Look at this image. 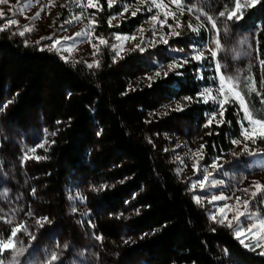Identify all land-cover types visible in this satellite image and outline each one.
Returning <instances> with one entry per match:
<instances>
[{
  "label": "trees",
  "instance_id": "obj_1",
  "mask_svg": "<svg viewBox=\"0 0 264 264\" xmlns=\"http://www.w3.org/2000/svg\"><path fill=\"white\" fill-rule=\"evenodd\" d=\"M95 1L98 8L90 16L98 37L130 34L150 15L143 5L112 27L109 20L122 12L121 2L110 6L107 0ZM228 5L242 15L230 20L234 28L256 31L257 81L243 75L240 91L252 117L264 122V0L254 6L228 0ZM134 65L114 64L103 56L98 67L88 69L0 32V85L11 95L10 119L23 125L38 112L50 133L35 174L52 197L59 221H64L66 185L85 176L97 189L91 200L92 222L101 236L96 264H264L262 248L253 247L255 239L242 244V238L208 224L173 173L165 140H158L169 123L183 122L201 130V151L215 159L230 155L233 141L241 139L246 124L235 99L222 92L221 114L201 96L217 84L212 57L189 58L136 87ZM164 101L186 107L171 111L167 121H156L150 113ZM131 207L137 209L131 221L138 235L123 241L119 230Z\"/></svg>",
  "mask_w": 264,
  "mask_h": 264
},
{
  "label": "rangeland",
  "instance_id": "obj_2",
  "mask_svg": "<svg viewBox=\"0 0 264 264\" xmlns=\"http://www.w3.org/2000/svg\"><path fill=\"white\" fill-rule=\"evenodd\" d=\"M107 1L110 6L118 2L123 6L121 13L110 18L109 26L112 27L119 25L124 14L133 15L143 5L150 15L130 34L98 37L94 29L96 23L90 16V10L98 8L95 0H91L92 6H89V0H32V6L22 12L17 9L23 7L27 0H9L8 4L0 5L4 12V17L0 18V32L88 69L98 67L103 56H108L114 64L134 62L133 87L154 81L158 77L157 72L162 75L175 70L189 58L200 61L211 56L217 84L207 87L210 91L205 94L203 90L201 96L218 108L223 103V91L235 99L246 124L241 130L240 143L233 144L227 157L208 159L200 147L201 130L183 122L169 123L158 140H165L173 173L202 210L208 224L236 236L233 229L240 221L244 230L240 238L259 240L264 256V136L260 135L259 125L250 126L245 119V108L251 113L240 91L243 75L257 81L256 31L244 33L233 27L227 19L232 13L228 0H137L136 5L124 4L120 0ZM246 1L252 5V0ZM222 11L224 16H220ZM9 19H15L16 23H8ZM21 31L24 35L19 34ZM77 33L86 35L77 36ZM164 39L167 43L163 42ZM217 39L219 48L216 47ZM101 40L106 43H101ZM137 45L144 50L141 51ZM194 48L198 50L196 55L200 56L199 59L193 55ZM213 51L216 52L215 57ZM170 65L175 66L170 69ZM221 77H224L223 82ZM11 103L9 91L0 85V106L6 105L0 107V240L6 242L11 238V231L24 224L28 232H18L14 240V243L19 241L17 248H24L16 264H96L101 242L91 213L96 186L85 176L70 179L64 191V221L60 222L58 210L51 207L55 205L52 197L43 191L45 187L39 182L41 177L35 174L49 139V130L38 112L33 113L25 124H14L9 116ZM185 107L183 102L164 101L150 113V117L156 121H167L171 111L178 112L181 111L178 108L183 110ZM244 129L249 130L255 143L245 139L242 135ZM245 144L247 151L244 150ZM214 161L222 167L214 170L210 167ZM206 167L211 175L201 190L199 182L206 174ZM212 181L222 183L213 186ZM213 196L226 199L213 201ZM219 208H225L223 214ZM136 211L131 207L124 216L119 230L123 241H130L138 235L131 221ZM245 213L251 214V220L246 219ZM42 217H48L51 222L40 227L36 220ZM221 218L223 223L219 222ZM29 233L36 238L33 240ZM53 252L57 255L55 261L50 256ZM3 253L6 262L15 255L12 249Z\"/></svg>",
  "mask_w": 264,
  "mask_h": 264
},
{
  "label": "snow or ice",
  "instance_id": "obj_3",
  "mask_svg": "<svg viewBox=\"0 0 264 264\" xmlns=\"http://www.w3.org/2000/svg\"><path fill=\"white\" fill-rule=\"evenodd\" d=\"M259 2H260V0H252V6H254L256 3H259ZM8 3H9V0H0V5H4V4H8ZM31 6H32V0H27V2L23 5V7H20L17 10L22 12L24 10V8H29ZM89 6H92L91 5V0H89ZM237 7H239V5H237ZM133 15H135V13H133ZM224 15H225V13L223 11L220 12V16H224ZM38 16H39V13H37V17ZM234 16H235V18L237 20H239V19L242 18V15H236L235 12H232V13H229L228 14L227 19L228 20H231V19H233ZM3 17H4V12L2 10H0V18H3ZM35 18L36 17H33V19H35ZM77 19H78V17H77ZM209 19L211 20V17H209ZM8 23L15 24L16 21H15V19H9ZM212 26H213V28H215V23L214 22H213V25ZM24 27H25V30H26L27 29V25H25ZM189 27H191V25H189ZM193 30L195 31V29H193ZM19 34L20 35H24V31H21ZM173 34L174 35H179V33H173ZM76 35L77 36H84L86 34L85 33H77ZM117 39H119V37H117ZM125 39H127V37H125ZM132 39H134V37H132ZM161 39H163V38H161ZM163 42L164 43H167V40L164 39ZM101 43H106V41L101 40ZM219 46H220L219 40L217 39V41H216V47L219 48ZM137 48H139L141 51L144 50L143 48L140 47V45H137ZM197 51L198 50L194 48L193 49V55L195 56L196 59H199L200 56L199 55H196ZM117 55H119L118 52H117ZM212 55L215 57L216 56V52L213 51L212 52ZM174 66L175 65H170L169 68L171 69ZM88 67L91 68L92 65L89 64ZM216 67H217V69H219V67H220L219 64H217ZM156 75L159 76L160 75V72H157ZM165 75H167V73H165ZM149 79H151V78H149ZM223 80H224V77H221V82H223ZM222 87H223V83L221 84V88ZM209 91H210L209 89H204V93L205 94H207ZM185 99L186 100H190L191 98L190 97H186ZM205 102H207V101L205 100ZM241 104L243 105V101L242 100H241ZM5 106H0V107H5ZM178 110H182V109H179L178 108ZM218 111H220L221 114L223 113V103L222 102H221V106L218 109ZM214 115L215 114L213 113V114H211L209 116V119H208L207 123L205 124V127H207V126H209L211 124L212 119L214 118ZM245 119L248 120L250 126L259 125L260 129L262 130L261 133H260V135L264 136V122H261V121L252 119L251 115L248 113V111H247L246 108H245ZM242 135H244V137H245L246 140H252V142L255 143V139H254V137L252 135H249V130L248 129H244V131L242 132ZM233 143L234 144H239L240 141H233ZM244 150L245 151L248 150L246 144L244 146ZM233 155H237V153H233ZM219 159H220V157L217 158V160H219ZM218 166L219 167H222V165H218L217 161H214L213 164L210 167H212L215 170ZM204 172L206 174L203 176V180L199 182V187L201 188V190L204 189L205 182L209 181V176L211 175V173H208L207 167L204 169ZM211 183H212L213 186H215L216 183H222V182L212 181ZM257 188H259V185L258 184H257ZM245 191L247 192L248 189H245ZM33 192H34V190H33ZM252 195L255 196V193H253ZM222 199H226V198L223 197V196H219V197L218 196H213L212 197V200L213 201L222 200ZM237 199L239 200V198H237ZM247 203H248V201H245V204H247ZM218 211L221 214H223L224 211H225V208H219ZM28 215L31 216L32 213L29 212ZM245 216H246V219H249V220H251V218H252L251 217V214H249V213H245ZM213 218L215 219V216ZM42 221H43V223H42ZM50 222L51 221L49 220L48 217H42V218H38L36 220V224L39 225L40 227H43V224L44 223H50ZM219 222L220 223H223L224 222L223 218H221L219 220ZM229 226L231 227V224H229ZM233 230L235 231L237 238L240 239L241 233L244 231L243 228H242V224H241L240 221H237L236 226H235V228ZM20 231L28 232V229H27V227L24 224H20L18 227L14 228L11 231V234H10L11 238L10 239H8L6 242L3 241V240H0V264H16L17 257H19L24 252V248L22 246L21 247H18V248L16 247V243H19V241H16L14 243V240L17 237V233L20 232ZM248 231H249V234H251V229H249ZM29 235H31V238L33 240L36 238L35 235H33L31 233H29ZM96 238L97 239H100V237H96ZM240 242L243 244L244 243V240L241 239ZM258 246H260L259 240H257L256 245H254L253 247H258ZM65 247H67V245H65ZM8 249H12L15 252V255L12 257V259L10 261H7L6 262L5 259L3 258V251L4 250H8ZM50 256H51V260L52 261L57 260V255H56L55 252L51 253Z\"/></svg>",
  "mask_w": 264,
  "mask_h": 264
}]
</instances>
